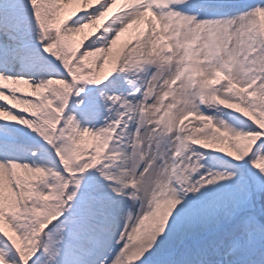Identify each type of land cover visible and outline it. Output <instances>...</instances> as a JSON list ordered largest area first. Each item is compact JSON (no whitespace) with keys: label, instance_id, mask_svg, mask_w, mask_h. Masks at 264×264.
<instances>
[{"label":"rangeland","instance_id":"rangeland-1","mask_svg":"<svg viewBox=\"0 0 264 264\" xmlns=\"http://www.w3.org/2000/svg\"><path fill=\"white\" fill-rule=\"evenodd\" d=\"M24 1L0 0V5L16 3L19 6L14 12L0 13V15H3L1 22L9 27L6 28L11 34H14L11 27L21 22L23 17L25 20L27 16L23 11ZM123 1L38 0V12L40 11L44 15L48 23L55 22L56 17L65 12L71 16L76 15L74 18L81 17L72 23L74 26L69 28V33L65 29L61 36L66 35L64 41L66 48L71 47V44L76 42L75 37H82L83 46L79 50L80 63L82 64L81 72L84 78H87L85 82H91L89 85H83V89L91 91L86 95L79 94L77 101L81 102L80 107L73 104L75 110L71 109L69 111L71 113L70 119L65 118L63 122L66 134L58 137V143L55 144L56 147H65L63 152L70 153V146H77L74 149L76 150L77 159L75 160V166L72 168L74 176L80 172L87 174L85 178L80 177L82 179H76L77 181L74 184L69 185L68 192H70L69 195L72 200H70L68 211L83 216L87 214L89 217L96 219L97 222L87 224L86 221L81 219L67 221L58 236L52 232L50 233L48 248L43 253L41 250L36 249L34 221H46L51 214L55 213L54 209L57 206L54 200L61 201L59 185L67 182V175L65 173L60 174L61 171L54 159V153H51L53 147L51 143L46 145L43 143V146L39 148H46L43 158H40L41 152L44 151L41 150L32 154V161L16 158L10 164L8 161L6 162L5 157L0 155V238L6 236L12 243L18 245L21 248V255L30 252V249L34 250L33 258L35 261L33 264H83L85 259L90 258L91 253L96 252H99L100 255L94 262L101 259L109 247L102 248L101 239L95 234L110 233L115 238L118 229L112 234L111 231L114 229H107L108 227L104 226L105 230L103 231V228L98 225V223L111 224V220L115 216L106 212V208L111 204V201L96 190V185L118 180L115 177V171L116 166L122 163V158L121 154L116 153L114 149L117 150V147L121 145V141L118 140L126 136V134L120 135L121 131L124 133V130L127 132L132 129V126L129 128V119L127 118H129V114H136L141 125L145 126L151 121L150 106L154 101L160 102L161 106L166 107L167 112L172 110L174 106L169 92L180 85L179 72L182 68L184 69L185 60L183 56L185 53L182 54L177 67L170 66L168 63H166L167 66L164 69L161 66L157 67L154 76L159 80L156 83L150 82L153 73L142 59H146L149 54H154L155 48L150 45V42H147L149 47L138 48L137 55L141 58V61H135L131 53V50L135 48L134 44H136V26L138 23H132V20L127 18L125 13L128 11L127 9H132L137 1L145 9V20L141 19L140 22H144L143 25L145 24L144 26L150 29L148 32H151V37L160 41V51L168 56L167 59L172 58L176 51L175 48L171 47V44L181 41L185 43L188 38H192L197 43L195 54L196 56L200 55L199 61L203 66L183 81L187 90L194 95L195 104L201 96L204 97L205 102L208 98L215 97L218 94L221 98L223 97V90L218 93L217 88H207L203 85L205 80L213 77L219 71L229 80L225 81L226 87L233 91H231L228 101L232 103L238 113L233 117L214 113L208 114V112L207 114L203 113L205 117L201 121H193L189 131H186V128L177 127L178 122L186 116V109L175 116L170 125L162 122L165 114H161L160 118L153 119L150 122L152 130L155 129V132L160 134L163 139L173 138L174 142L169 152L156 160L148 157L150 147H146L144 132L139 128L130 131L129 138L134 144V148H136L138 140L140 141L141 146L138 148L140 151L137 156L136 148V161L130 173L121 181H117V183L119 182L118 186L111 187L113 192L119 187L123 188L126 180L132 181L131 174L135 171V167L143 162H145L143 170L150 172L156 164H159L167 166L168 171L164 175L160 189L164 196L159 197L156 202L148 206V212L154 219L158 216L157 211L162 209L161 217L155 222H150L147 226H135L141 205L138 206L139 209L138 207L134 209L135 203L133 202L130 209L124 205L123 208H126V210L122 220H120L121 225L119 227L123 231V242L129 241L132 244L133 235L139 237L140 234H145L147 231L151 234L150 236H153L158 247L147 249L139 254L122 251L123 256L127 257L129 264H149V262H154L164 253L178 247V243L183 237L212 230L228 223L234 215L247 211L252 195L250 179L252 175L256 177L261 171H264V141H262L264 140V90L255 97L254 94L250 95L252 98H247L251 93H249V90H245L250 82L257 78L256 69L260 68L262 70L261 78H264V44L262 36H260V39L263 48L259 38H255L249 31L248 24L245 21H236L224 29L209 28L194 23L189 26L177 22L176 12L178 9H172L173 6L168 0H125L126 7L122 6ZM153 1H155L154 6L159 7L160 4L157 2L159 1L164 10H168V12H165L168 13L167 17L154 10ZM91 6L96 7L85 16L86 7ZM244 8L240 6L238 9H242L239 10L242 12L245 10ZM251 8L255 30L258 32L262 21L264 22V2L260 1L259 4ZM0 10L2 11L1 8ZM58 21L59 18H57ZM29 25L33 27L31 23ZM170 25L171 28H169ZM165 26L168 27V30L170 29L169 31H172V35L169 37H165V34L159 30V27L162 29ZM184 26L188 28L186 31L188 38L184 37ZM175 27L177 28L173 32ZM98 30L100 32H97ZM70 34H72V38L69 36ZM47 42L52 47L51 51L56 53V50L53 49L55 48L54 45L58 44L56 31L48 33ZM256 48H259L257 53L259 58L250 66V51ZM104 49H108L109 52L103 51ZM214 52L220 54L216 55ZM27 54V59H35L32 53ZM242 71L247 73L243 83L238 77ZM160 80L164 81L165 92L158 91L157 86ZM65 83L67 81L57 79L53 88L55 92H52L55 94L54 99L56 94L60 97L63 92V85L66 86ZM36 84L33 83V85ZM96 86H98L97 89ZM137 94L140 97L137 104L133 108H126L127 104ZM209 100L211 101V99ZM225 102L228 104L227 101ZM43 105L47 107L44 102ZM50 105L55 104L50 100ZM69 108L67 107L65 110L68 111ZM232 112H235L234 109H232ZM0 113L8 114V119L11 122H19V119L13 117L8 110L0 109ZM94 113H97L96 125L89 123L94 118H90V114ZM202 121L203 125L201 124ZM106 122H108V125L102 127ZM23 123L30 125L31 129H38L34 124H31L33 121L29 124L28 120H23ZM123 123L124 125L121 127ZM196 126L201 128L198 133L193 131ZM112 131L118 133L116 134L118 138L115 139L113 144L114 132L112 133ZM182 133L189 137L190 142L193 140L192 144L194 145L192 146L188 142L184 164L188 157L192 158L195 155L200 159L204 168L201 171L202 173L200 172L197 176L192 174V171L195 170L193 164L183 174V177L175 174L178 172L177 170L170 172L171 162H173L172 157L179 152V149L183 148L180 139ZM206 138L210 140V146L215 149L213 152L207 151L210 152L207 153L202 150L191 149H199L197 148L199 146L195 143L199 144L200 140ZM154 144L156 145V143ZM234 165H237L235 169L233 168ZM89 166H94L89 172V174H96L97 177L94 179L89 177ZM198 166H200V163ZM214 168L219 173V177H224V179L223 184L215 187L210 193L204 194L205 191L199 193L202 191V188H200L202 184L200 183H195L193 187L187 185L188 180L186 182L185 179L189 178L196 181L197 177L209 179L208 184L212 185L213 179H210L209 173L211 174L210 170ZM239 177L241 181H239ZM174 179L182 182L185 190L178 189L175 191ZM30 183L35 184V187L30 186ZM39 186H45L44 196L43 193L37 191L40 188ZM138 190L140 192L138 193L139 198L143 201L141 188L139 187ZM168 193H173L172 199L167 197ZM46 194L50 196L51 204L46 201ZM30 200H33L34 203ZM180 202L187 208L184 214H176L178 212L176 209L177 204ZM217 209L220 213L214 212ZM135 210L134 217L133 212ZM166 212L169 215H164ZM129 216L132 217V220L127 225ZM140 228H144L145 231L140 233L137 230ZM188 228L190 229L189 233L185 235ZM164 232L165 235L168 232L173 239L175 238L169 245H164L165 247L162 245L164 244ZM227 237L231 238L230 243L234 239L244 240L243 225L234 227V230H231ZM212 241L213 239L206 238L194 242L192 246L184 247L185 258L190 260L188 264H200L198 261H202L201 264H217L218 260L223 259L227 246L222 247L220 245L218 248H213ZM60 242L65 243V249L60 247ZM61 250H67L65 257H60ZM4 251H8V248L0 251V254L5 257L3 259L5 264H20L19 257L16 254L9 253L7 255Z\"/></svg>","mask_w":264,"mask_h":264},{"label":"bare ground","instance_id":"bare-ground-1","mask_svg":"<svg viewBox=\"0 0 264 264\" xmlns=\"http://www.w3.org/2000/svg\"><path fill=\"white\" fill-rule=\"evenodd\" d=\"M132 1H135V0H132ZM242 1L243 0H228L226 8L237 7L241 5ZM122 6L123 7L127 6L125 0L123 1ZM133 6L134 7L132 9L131 8L127 9L128 11L125 13L126 17L132 20V23L134 24L138 23V25L136 26L137 33H136V41H135L136 44H134L135 48L131 50V53L133 54V58L135 59V61L141 59L137 55L138 54L137 50L138 48H141V47H143V49L145 47H149V45L147 46V42H150V45L155 48L154 54H149L146 57V59H142L144 62H146L148 69H151V72L153 73V75L151 74L150 82L156 83L159 80L158 78L154 76V73L157 67L161 66V68L164 69V67L167 66L166 63H168L170 66L177 67L179 60L182 54L184 53L185 54L183 58L190 57V56L192 58V64L189 66L188 70L190 69L192 65L194 66L196 70L202 68L203 65L199 61L200 55L196 56L195 54L196 43L192 38H188V35L186 34V31L188 30V28H185V26L183 28L184 37L185 38L187 37L188 39H186L185 43L181 41V42H178L179 44L178 43L173 44L176 51L172 55V58L169 57L170 58L169 60V58L167 59L168 56L160 51V45H161L160 41L156 38L151 37V32L150 33L148 32L150 29L144 26L145 24L143 25L144 22H140L141 19L145 20V13H144L145 9L143 5L142 4L139 5L137 1V3L134 4ZM209 12L211 11H206V10L202 11L201 12L203 15V16L201 15L202 18H197L194 16V14L180 12V14L177 17L179 19L177 22L178 23L181 22L182 24L184 25L187 24L189 26H192V24L194 23V24H200V25H203L209 28L213 27L215 29H224L234 21H245L248 24V28L250 30H252L253 28L252 10H246L240 13L231 12L229 15L227 16L223 15L221 17H209ZM163 15L167 17L168 13H163ZM164 34H165V37H169L172 35V31H169L165 26ZM223 37H224V34H223ZM103 51L109 52L108 49H104ZM188 70H184L182 68V70L179 72L180 77H181V80L179 82L180 85L175 90H172V91L169 90L170 91L169 93L171 95V100L174 104V106L172 107V110L167 112L166 107L161 106L162 104L160 102L154 101L150 106V120L151 121L153 119L160 118L161 114H165L163 116L162 122L170 125L172 122V119L175 116L183 112L185 109L187 110L189 108L195 107L196 104L194 101V95L187 90V87L185 86L183 82L185 81V79L189 78L190 76ZM205 84H206V80L203 82L204 86ZM157 87H158V91L160 90V91L165 92L164 81L160 80ZM138 99H140V97L137 94L133 98V100H131L127 104L126 108H133L135 104H137ZM214 108L219 110L217 107H214ZM127 119H129L128 120L129 128L132 126V129H130L127 132L125 130L124 133L121 134V135L126 134V136L124 138H121V140H118V141H121V145L117 147V150L114 149L116 152H119L121 154V158H122V163L116 166L117 168L115 171V175H116L115 177L118 178L117 181H121L122 178L126 177V175L130 173V170L136 161V148H134V144L129 138L131 130H133L134 128H139L140 130L144 132V140L146 142V147L147 146L150 147V150L148 151V157H150L149 159L156 160L160 158L161 156L167 154L172 146V143L174 142L173 138L163 139L162 136H160V134H157L155 132V129L152 130V125L150 123L151 121L145 124V126L141 125L136 114H134L133 116L129 114V118ZM193 131H196L198 133L201 131V129H199L198 127H195ZM188 139H189L188 136L184 137V143H188ZM154 143H156V145ZM137 156H138V152H137ZM166 171H168L167 166H161L159 164H156L150 172L147 170L142 171L139 181L135 184L141 188V193L143 196V201L141 204L140 211L138 213V218L135 221V226L137 227L147 226L149 225L150 222L152 221L155 222L161 217L162 209H159L157 211L158 216L156 217V219H154V217H152L150 213L148 212V206L149 204L156 202V200L159 197L164 196L163 192L160 191V189H161V183L163 181V178L165 177L164 175ZM210 172H211L210 179H213L212 185L208 184L209 179L206 180L201 177H197L196 181H192L190 179V182H193V183L190 184L188 182V184L192 187L193 185H195V183H200L202 184V186L200 187L202 188V191H200L199 193H203L204 191H205L204 194L210 193L215 187L219 186L220 184H223V181H222L223 179L222 177H219V173H217L215 168L211 169ZM204 176H207V175H204ZM115 185L118 186L119 182L116 183ZM101 186L104 188L106 193H112L113 191V189H111L112 185L101 184ZM167 197L169 199H172L173 193H168ZM131 201H132V196L130 195L129 191H126V196L123 199L115 200L112 204H110L106 208L107 210L106 212L113 214L115 218H117L118 220H121L123 217L124 205H129ZM176 209L178 211L176 212L175 210L176 214L178 213L184 214L187 211V208L181 202L177 204ZM164 215H169V213L166 212ZM137 230L140 233L145 231L144 228H140ZM95 235H97L101 239V243L102 245H104L103 247L105 248L112 247V245L115 244L113 237L110 235L98 234V233H96ZM150 235L151 234L148 233L147 231L145 232V234H140L139 237L137 236L135 237V235H133V239H132L133 243L132 244L125 243V245L121 248L120 252L123 253L122 251L124 252L128 251L132 254H139V253L145 252V250L147 249L150 250L155 247L157 248L158 244L154 241L153 236H150ZM163 237H164L165 243L162 245H168L169 241L173 240L172 235L168 232L166 233V235L164 232ZM119 256H116L109 264H122V261ZM96 258L97 256L94 254L92 259L91 258L85 259L83 264H92L93 260H95Z\"/></svg>","mask_w":264,"mask_h":264}]
</instances>
